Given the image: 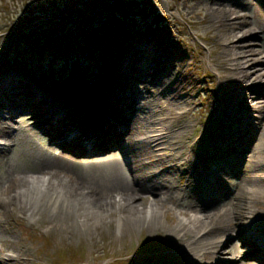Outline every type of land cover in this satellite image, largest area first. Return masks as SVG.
I'll return each mask as SVG.
<instances>
[{"label": "rangeland", "instance_id": "374dc122", "mask_svg": "<svg viewBox=\"0 0 264 264\" xmlns=\"http://www.w3.org/2000/svg\"><path fill=\"white\" fill-rule=\"evenodd\" d=\"M240 1L247 2L240 12L244 13L247 18L244 19L246 21L242 19L238 23H233L230 16L219 21L213 12V8L218 6L232 7V4L226 0H0V74L5 75L7 70H17L23 74L31 72L36 79L40 78L38 81L49 90L57 89V96L71 100L75 93H87L79 91L87 85V80H94L101 72L104 74V80L106 77H115L117 73L120 76L121 59L130 58L131 55L137 56L136 54L139 55L145 48H149L155 59L150 56H141L138 57V60L129 61L135 66V69L129 71L128 76L124 79L128 83L126 91L129 90V94L134 92L132 98H137L140 102L145 103L159 96H150L145 92V89L148 86L158 88V81L152 75L162 66L167 74L163 77L161 84L175 76V73L179 72L176 70L180 69L184 72V74L181 73L182 77L179 81L183 77L186 79L178 81V90H184L182 89L184 84L192 86L195 75L199 76L200 85L205 78L207 83L202 88L193 90L191 94L185 92V97L178 96L176 98V101L179 102L176 108L178 112L185 110L188 104L192 106V113H188L189 117L184 118H191V127L194 128L199 123L204 124L197 131L198 135L206 134L205 138L200 141V145L205 147V151L201 150L200 152L203 154L208 152V156L203 160L204 165L212 169V172H216V176L228 179L222 183L224 187L220 189L231 191L239 189L242 185L246 187L251 184L252 178L259 175L256 182L260 181L264 190V166H252L247 161V154L252 153L253 150L260 154L257 144L262 139L258 136L251 137L249 141L252 146L247 148L246 155L243 148L245 141L253 132L248 124L240 121L242 130H250L244 133L239 142L234 140L231 152L224 158H221V151L217 146L214 150H209L215 141L211 133L215 130L217 135H223L224 126L222 123L227 124L226 117L231 113L228 103L219 102L216 97V92L226 86L227 80L223 77L224 74H230V71L227 70L232 67L229 56L225 52L222 53L225 51L224 47L227 48L228 41L234 43L235 38L231 37L234 32L242 33L240 30L243 21L254 22L250 26L253 27L259 23L257 19L264 16V10L258 6L257 0ZM233 8L239 12L237 4ZM231 16L234 18L233 15ZM219 24L221 25L219 26ZM173 30L174 32L169 34ZM253 32L252 35L242 40L248 42L252 39L251 43H253L244 47L248 53L249 60L247 62H252L257 56L252 54L253 48H259L258 44L264 41V25L261 26V30L255 29ZM177 34L184 38L186 44L190 46V52L185 56L184 52L188 50L185 45V48L182 45L177 50L181 60L173 59V56L164 50V46L171 45ZM55 49H58L57 53ZM191 50L193 51L191 52ZM261 51L260 54H264V48ZM227 52H231V50L227 49ZM99 54L101 56L95 60ZM156 60L158 63H155ZM223 63L226 66L225 70H220L218 66L220 67ZM89 64L92 66H88ZM170 71L173 73L169 74ZM148 72L151 73L150 76H145ZM208 74H212L214 79L211 80ZM42 75L45 77L41 80ZM147 78L153 83L155 82V85L144 82ZM77 79L82 82V85L77 83ZM242 85L255 88L264 87V81H249L247 79ZM70 88L74 91H71ZM140 89L143 94L137 96ZM25 94L32 97L31 93ZM2 96H4L3 93ZM166 97H162L161 102ZM191 99L195 102H193L194 104L188 102ZM260 99L261 102H264V97ZM232 100L236 101V98L232 97ZM35 102L40 104L44 110L41 101ZM73 103L76 108L85 111L81 107L79 99ZM17 106L18 103L10 102L8 108H0V113L7 115L11 109ZM167 113H169L168 110ZM219 113L220 117H217ZM30 115L32 112L27 109L15 115L18 122L13 124L14 128H11L8 135L15 144L8 147V155L5 156V160L0 161V180L11 178V175L15 173H21L27 177L31 174L40 177L48 175L46 173L49 172V168L41 167L40 164L30 162L27 167L20 164V160L22 161L25 157L30 161L31 156L29 155H32L28 154L32 146L31 142H28L26 131L22 128L24 122H26V130L30 137L34 138L37 144L48 147L53 155H59L63 151L56 144L48 142V137L41 138V131L34 128L33 123L30 122L32 120ZM149 115L151 114L149 113ZM215 118L221 122L220 127H216ZM244 119L254 122L255 128L264 132V117L257 118L256 112L246 111ZM10 123L9 119H2L0 127L8 126ZM132 131L137 134L135 127L132 128ZM190 132H193V129ZM14 133L18 134L19 141L15 139ZM0 135L6 134L0 132ZM112 139L113 137H110L108 141ZM135 147L137 148L132 150V157L134 154H140L138 149L145 147L152 149L149 144H136ZM241 154H243L242 157ZM112 155L120 156V152L116 150ZM9 156L12 157L10 163L7 162ZM149 156L150 160L156 164V152L151 150ZM118 160L121 161L120 158ZM231 161L234 165H231ZM228 163L230 166H227ZM83 164H85L86 171H94L92 167H88V163ZM81 169V167L64 166L59 168L57 173H53L54 179L58 180L60 186L67 191L68 203L66 205L70 202H77L74 210L71 207L68 211V208L59 206L58 210L51 211V206L48 205L46 208L47 218L41 215L39 221L31 224L25 217V213L18 211L17 201L13 204L6 202L0 204L2 212L6 208H15V212H8L7 217L10 223L7 228H14L13 233L8 237L0 235V243L3 248L1 255L7 253H17L18 255L19 252L21 258H27V262L16 260L9 264H185L186 259H195V254L189 256L180 251L182 247L180 243L171 240L174 238H171L169 228L178 223V218L182 216L178 213L171 214L169 211V215L163 216V226H153L152 228L145 226L143 230L137 224H132V220L128 218V209H114L109 215L102 216L97 213L96 218H93L96 210H104V203L109 200L93 194L91 199L98 200L89 201L87 196L91 193L86 194L85 192H88L87 189L89 190L87 186H93L92 183L85 182L79 187L73 188L70 183L71 175H76L77 170ZM119 169L124 176L128 177L129 181L131 177L122 162ZM199 174L204 179L201 171ZM184 180L185 178L182 181ZM4 183H0V193L3 192L2 185ZM193 183L196 181L193 180ZM10 185L11 188L7 192H14V189L24 186L19 182H12ZM127 186L128 184H126V188ZM210 188L213 189L212 186ZM217 191H214L217 203H213L209 207L211 210H221L222 206L236 201L233 197L222 196ZM177 193L182 194L181 191H177ZM145 196L146 199H149L145 204L148 206L153 197L148 193H145ZM115 197L116 192L113 190L110 201H113ZM170 205L167 204L163 208L170 210ZM89 207H92L93 215L89 214L87 217H83ZM255 207L264 217V198H261ZM120 213L125 216V219L122 229L118 231L116 220L122 217ZM85 218L86 221L91 222L89 228L84 226ZM99 219L101 223L96 224ZM94 220H96L95 227L92 225ZM62 221L66 228L64 231L62 230V233H58L61 228H57V223ZM235 223L236 220H233V224ZM240 227L242 232H248V223ZM129 231H133L132 236ZM32 234L33 236H31ZM236 243L240 245V250L244 253L250 249L241 246V242L238 240ZM220 255V260L217 263L237 264V259L232 258V255L224 253L218 254L217 257Z\"/></svg>", "mask_w": 264, "mask_h": 264}, {"label": "bare ground", "instance_id": "6f19581e", "mask_svg": "<svg viewBox=\"0 0 264 264\" xmlns=\"http://www.w3.org/2000/svg\"><path fill=\"white\" fill-rule=\"evenodd\" d=\"M226 1L232 4V7L223 8L218 6L213 8V12L219 21L227 16H230L229 18L233 23H238L239 20L247 18L244 13H240L241 8L245 7L247 2L245 3L240 0ZM235 4H237L239 12L233 8ZM257 4L264 10V0H257ZM231 15H233L234 18ZM244 21L240 30L242 33L238 34L234 32L233 35H231V37L235 38L234 43L232 41L231 45L228 44L230 45L229 47H224L225 51L222 52H225V54L229 56L232 67L227 70L230 71V74L227 73L223 76L225 80H227V83L219 94L225 96V98L231 95L237 98V101H231L230 109L237 110L239 116L242 113L246 115V111H254L256 112L257 118H262L264 117V102H261L262 100L260 98L264 97V87L259 86L255 88L253 86H244L242 83L247 79H249V81H264V54H260L262 52L261 49L264 48V41L258 44L259 48H253L252 54H256L257 56L254 57L252 62H247L249 58L244 47L253 43H251L252 39L248 42L242 40L252 35L255 29L261 30V26L264 25V16L257 19L259 23L253 27L250 26L253 25L254 22L250 23L249 20L247 22ZM220 25L221 24H219V26ZM179 39L180 38L176 36L173 46L170 47L169 44L164 46V50L169 52V54L173 56V59L176 60H181V58L178 57L179 52L177 51L180 47V44H178ZM227 49H230L231 52H227ZM55 51L57 53L58 49H55ZM136 55L137 56L131 55L130 61L138 60V57L141 56H150L155 59L149 48H145L141 54ZM100 56L99 54L95 60H98ZM155 63H158V60H156ZM120 65L122 68L124 67L119 70L121 75L119 76L117 73L115 77L109 78L108 80H111V84H103L104 74L101 72L98 75V77H101L100 79L96 77L94 80L87 81V85L84 86L87 88V93H82V96H92L93 98L91 99L93 100L95 98H102L103 101V108L96 112L88 113L93 121L91 119L92 122H89L83 117L82 112L79 111L75 112L74 115V119L76 120L73 123L74 127L81 126V129H85L94 125L93 127L96 128L99 134L98 138L95 139L94 136L90 134L86 135L87 141H89V144L93 147L91 148L92 150L82 148L81 151L72 153V151L63 148V151L60 152L59 155L54 154V156L53 152L48 147L37 144L35 139L30 137L26 130V122L22 124L23 130L26 131L28 142H31L32 146L28 154L32 155H29L31 156L30 161L25 157L22 161L20 160V164L26 167L30 162L40 164L41 167L49 168V172L46 173L48 175L44 177L35 174H31L27 177L21 173H15L11 175V178L0 180V183L5 182L2 185L3 192L0 193V204L2 202L13 204L17 201L19 204L17 207L18 211L25 213V217L31 224L39 221L41 215L47 218L46 208L48 205L51 206V211L58 210L59 206L68 208V211L71 207L74 210L77 202H70L66 205L68 203L67 191L60 186L58 180L54 179L53 173H57V170L64 166H69L71 168L81 167L82 169L77 170L78 173L76 175H71L72 179L70 183L73 185V188L79 187L85 182H89L93 185L92 187L87 186L91 189V194L87 196L89 201L98 200L91 199L93 194H97L99 197H104L109 200V202L106 201L104 203V210H96L95 217L93 218H96L97 213L102 216L109 215L114 209H128L129 218L140 227L159 225L163 220L161 210L166 202L170 201L176 206L178 214L182 215L178 218V223H175V225L171 227V233L174 238L180 240V244H183L181 249L182 252L185 251L188 255L195 254L199 261L212 259V257L217 260L221 257L220 255L216 258L218 253H228L233 256L232 258L237 259V264H264V257L256 252V248L251 247L256 243L253 237L264 238V232H262L264 231V217L255 207V205L260 202L261 198H264L262 184L260 181L256 182L260 176L256 175L252 178L250 185L246 187L242 185L237 190L227 191L228 189H219L217 192L222 196L233 197L236 201L229 202L227 205L222 206L220 208L221 210H211L209 208L213 203H217V197L212 189L204 185L199 174L202 169L200 160L203 156L196 147L197 131H199L204 124L199 123L198 126L193 128L191 127V118L184 119L185 117H189L188 113H192V106L190 104L181 112L176 110L179 104L176 98L178 96L185 97V92H190L191 94L195 88V83L192 81V86L184 84L182 87L184 90H178V81L182 77L181 73L184 74L183 71L178 69L176 71L179 72L175 73V76L170 78L171 84L168 89L172 88L171 90H165L166 87L169 86V83L165 81L166 83L164 84H167L165 89L161 87L162 89L155 90L149 94L150 96H154L160 91L158 93L159 96L154 97L146 103L140 102L137 98H132L134 92L129 94V90L126 91L128 83L124 81L128 76L127 73L134 70L135 66L130 62L127 63L126 59H121ZM88 66H92V64ZM225 67L224 63L220 67L218 66L220 70H225ZM164 73L163 71L161 75L157 77V81L163 80ZM168 73L171 74L173 71ZM13 74V70H8L5 75H0V82L12 85L10 87L11 91L14 89V84L20 81L18 78L11 80ZM209 76L210 79L213 80V75L210 74ZM184 79L186 78L183 77L181 80ZM144 82L153 84L148 78L145 79ZM77 83L82 85V82L78 79ZM88 84H91V86L88 87ZM239 84L242 85L240 89L234 88ZM26 87L32 97L25 96L21 98V101L25 103V108L29 103H33L32 105L36 106V103L33 101V98H35L33 89L35 91L37 89L40 93L43 91L51 95L52 97L43 94V96L52 101L56 110L61 111L62 115L67 114V107L69 106L67 101L59 103L56 99L52 100V98H54L53 96L56 94V90L51 91L45 86H41L39 81L34 80H32L29 85H26ZM70 90L74 91L71 88ZM148 91H151L149 87ZM142 94L143 91L139 90L137 96ZM9 95H13L12 97L17 96L16 93H10ZM162 97H166L163 102H161ZM0 99V107H6L3 106L4 98L2 96V91H0ZM19 99L20 98H18V100ZM16 101L17 100H15V102ZM188 102L193 103L194 101L191 99ZM167 110L169 113H167ZM36 112L37 111H35V113ZM16 113L17 112L10 111L9 114L1 116L0 122H2V119H9L11 123L8 126L0 127V132L6 134L0 135V161L5 160V156L8 155V147L15 144L8 135L10 134L11 128H14L13 124L18 122L17 119L15 120ZM149 113L151 115H149ZM167 114L169 116L166 117L165 115ZM111 115L115 117V122L114 117H111ZM236 121L238 123L240 119ZM34 122H36V119H34ZM116 122L120 127L125 128L123 131H116V140L109 146H104L107 142L105 138L109 134L110 129L113 126L115 128ZM133 127L136 128L137 134H134V131H132ZM114 128L111 131V135L115 132ZM192 129L193 132H190ZM53 132L54 139L57 142L64 143L66 138L70 139V133H63L64 135H62L64 137L66 136L63 138L61 133L57 130L54 129ZM14 134L15 139L19 141L20 138L18 134ZM257 136L262 139V141L257 144V148H260V154L255 153V150L247 154V148L252 146L250 141L245 143L243 148L245 149V155H248L247 161L249 164H252V166H264V134L256 135V137ZM74 139L84 142L83 139L78 137H74ZM225 139L229 140L226 135ZM136 144H149L152 149H147V147L138 149L140 154H134V158V156L132 157V150L137 148L135 147ZM231 146L232 145L226 146L221 157H225L231 152ZM212 148H214V146ZM115 150L120 151V156L112 155V152ZM151 150L156 152V164L150 160L149 155L151 154ZM243 154H241V157ZM119 158L121 161L118 160ZM11 160L12 157L9 156L7 162L10 163ZM244 160L246 161V158ZM121 162L125 166L128 175L131 177L129 181L127 180L128 177L124 176L123 172L119 169ZM83 163H88V167H92L94 171H86L84 169L85 164ZM183 178H185L184 181H182ZM193 180H195L196 183H193ZM12 182H19L24 184V186L20 189H14V192H7V190L11 188L10 183ZM126 184H128L127 188ZM51 189L52 191H49ZM113 190L116 192V197L113 201H110L111 192ZM177 191H181L182 194L177 193ZM145 193L153 197L151 204L148 206H145L146 200H149L146 199ZM2 194H4L3 197ZM92 211V207L87 208V211H85L86 215L83 217H87L89 214L93 215ZM8 212H15V208H6L3 212L0 211V235L6 237L14 231V228H7L10 224L7 220ZM121 218L123 217H120L116 223L118 231L122 229L124 222ZM248 218L253 219L249 224V231H251L249 235L243 233L240 229V226L248 222ZM232 220H236V223L232 224ZM107 222L109 223L110 221L108 220ZM95 223L96 220H94L92 224L94 227L96 224L101 223L100 219L96 224ZM84 226L87 228L91 226V222L86 221V218ZM57 228H61V231L57 230L58 233H62V230L64 231L66 228L64 221L57 223ZM210 235L215 236V238L210 240ZM31 236H33V234ZM237 240L241 242V246L250 247V249L245 253L242 252L239 247L240 245L236 243ZM225 246H227V248H224ZM8 255L9 257L0 256V264H9L11 263L10 261L16 260L27 262V258H21L19 252L17 259L13 254ZM198 260H196L197 263L199 262Z\"/></svg>", "mask_w": 264, "mask_h": 264}]
</instances>
